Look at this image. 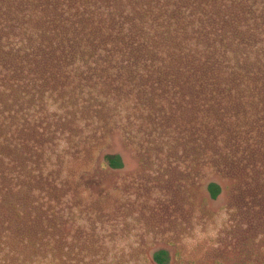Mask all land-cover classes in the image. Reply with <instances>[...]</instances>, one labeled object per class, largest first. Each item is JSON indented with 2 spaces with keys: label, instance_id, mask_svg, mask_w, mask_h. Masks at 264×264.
I'll list each match as a JSON object with an SVG mask.
<instances>
[{
  "label": "rangeland",
  "instance_id": "rangeland-1",
  "mask_svg": "<svg viewBox=\"0 0 264 264\" xmlns=\"http://www.w3.org/2000/svg\"><path fill=\"white\" fill-rule=\"evenodd\" d=\"M122 3L127 0L114 1V7L123 8ZM99 4L107 14L106 2ZM17 18L0 10V37L9 31L4 25L16 22L8 34L13 40L0 39V112L10 109L9 102L25 109L19 97L25 82L10 71V42L22 35ZM112 26V39L120 37L118 25ZM211 34L212 42L224 37V31L206 33ZM66 74L61 78L68 76V87L85 78L84 90L77 84L69 89L83 97L66 103L56 80L31 89L48 99L41 106L48 124L42 125V118L33 132L20 131L12 142L22 141L23 161L47 155L61 177L64 184L52 197L55 208L62 201L67 206L70 238L76 231L106 235L98 246L104 257L99 264H157L153 253L159 249L168 250V264H264V107L257 129L248 122L246 107L183 101L176 97L179 85L135 83L144 76L149 80V73ZM93 85L105 89L100 102L91 101ZM30 141L32 155L26 148ZM6 146L1 152L11 155L15 146ZM107 153L120 154L124 167L107 166ZM211 181L221 186L216 198L208 189ZM88 261L98 264L96 256Z\"/></svg>",
  "mask_w": 264,
  "mask_h": 264
},
{
  "label": "trees",
  "instance_id": "trees-1",
  "mask_svg": "<svg viewBox=\"0 0 264 264\" xmlns=\"http://www.w3.org/2000/svg\"><path fill=\"white\" fill-rule=\"evenodd\" d=\"M104 1L107 14L101 12V0H0L3 14H18L16 20L23 22L20 41L10 42L9 57L10 71L23 77L26 88L19 95L25 109L11 104L13 97L8 96L10 109L0 112V264H89L88 258L95 261V256L98 264L104 260L98 246L107 236L101 231H76L70 238L67 206L62 201L55 208L52 197L64 183L47 155L23 161L22 141L12 142L20 131L33 132L45 115L41 106L46 95L41 90L30 94L31 89L46 83L50 87L56 80L62 99L72 104L83 96L69 89L88 85L83 78L68 87V76L61 78V73H149V80L144 76L135 83L179 85L176 97L183 101L246 107L248 122L257 129L261 123L264 0H127L119 9L114 7L119 0ZM15 24L4 25L9 31L0 39L13 40L8 34ZM108 24L113 30L118 25L121 36L112 39ZM211 27L224 31L220 42H212V34L207 37L214 32L208 31ZM190 33L209 42L201 44L200 37L194 41ZM180 36L186 37L185 43ZM93 86L91 101L100 102L105 89ZM6 111L8 117L3 116ZM43 124H48L44 118ZM9 144L15 148L5 155L1 151ZM26 148L32 155L31 141ZM105 164L120 169L124 160L118 153H107ZM208 189L213 198L221 192L216 181L209 182ZM153 260L168 264V250H156Z\"/></svg>",
  "mask_w": 264,
  "mask_h": 264
}]
</instances>
